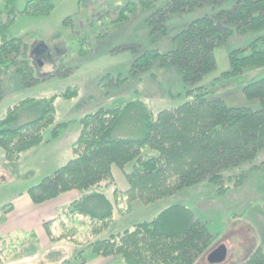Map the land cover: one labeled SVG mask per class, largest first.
<instances>
[{"label": "trees", "instance_id": "trees-1", "mask_svg": "<svg viewBox=\"0 0 264 264\" xmlns=\"http://www.w3.org/2000/svg\"><path fill=\"white\" fill-rule=\"evenodd\" d=\"M13 1L4 0L5 8ZM108 3L103 2L102 6L107 7V16L115 15L110 21L113 26L127 23L133 14L142 11L152 43L169 36L173 29L169 22L175 16L210 8L211 14L197 17L174 32L172 49L139 51L141 45L135 43L116 47L117 51L135 55L127 73L107 72L98 81L107 96L110 90L130 80H140L143 74L156 77L154 68L166 71L173 66L178 69L182 82L189 85L185 90L186 100L154 111L137 96L83 114L78 120V135L71 145L73 157L30 186L27 194L39 204L70 190L80 192L56 219L44 224L52 242L63 239L78 247L71 256L54 264H86L85 254L113 257L118 264H208V253L224 243L183 202H172L150 220L99 236L112 225L115 203L123 201L122 196L129 202L138 199L150 204L207 182L214 195L221 197L233 188L242 187L251 173L264 169V162L254 163L264 151V77L241 89L243 97L256 102L257 107L228 105L221 96H210L208 87L202 83L217 68L215 50L219 46L234 34L264 29V0H114L113 4ZM225 3L226 7H220ZM53 8L52 0H29L20 13L42 16ZM102 17L100 14L98 18ZM3 25L7 27L6 23ZM0 35V101L5 95L4 78L11 73L18 76L21 87H30L48 78L66 77L74 71L60 63L49 75L37 77L29 61L33 36L8 37L1 28ZM78 41V55L86 56L85 39ZM227 58L228 69L220 75L223 79L264 67V35L234 47ZM78 94L79 87L73 85L47 97L21 98L8 106L0 118V150L5 161H18L29 150L58 139L67 124L56 122V99L70 100ZM47 130L49 137L45 136ZM245 164L250 167L243 169ZM113 166L124 173L128 183L124 191L115 186ZM108 188L112 189L114 201L106 192ZM259 203L264 212V196ZM120 207L126 212L130 205L127 209ZM10 210L9 203L0 207V224ZM9 239L14 241L19 237ZM36 242L32 237L24 250L33 251ZM50 252L59 253L55 249ZM3 255L0 250V264L6 261ZM238 264H264V250L257 245Z\"/></svg>", "mask_w": 264, "mask_h": 264}, {"label": "rangeland", "instance_id": "rangeland-1", "mask_svg": "<svg viewBox=\"0 0 264 264\" xmlns=\"http://www.w3.org/2000/svg\"><path fill=\"white\" fill-rule=\"evenodd\" d=\"M27 1L29 0H14L11 6L5 8L4 0H0L2 31H5L8 37L27 34L33 36L30 41L29 61L37 77L49 75L59 67L60 63L74 68V71L66 77L48 78L30 87H21L15 73L6 76L5 95L0 101V118L8 106L21 98L47 97L73 85L79 87V94L70 100L56 99V122L67 124V128L61 131L58 139L26 152L20 158L19 164L6 161L4 169L0 164V206L7 204L12 196L37 184L43 177L73 157L71 145L78 135L80 128L78 120L83 114L99 106H110L114 102L126 101L137 96H140L154 111L186 100L185 90L189 85L182 82L178 69L173 66L166 71L154 68L156 77H150L148 73L143 74L140 80H130L121 87L110 90L111 93L107 96L98 86V81L107 72L114 75L127 73L135 55L131 52L117 51L116 47L135 43L141 45L139 51L143 48H157L160 51L172 49L175 46L171 39L174 32L184 28L191 20L210 13V8L205 7L182 17L175 16L169 22L170 27L173 28L169 36L152 43L142 11L133 14L127 23L113 26L114 23L110 21L115 15L107 16L105 12L107 7L102 4L103 2L113 4L114 0H52L54 8L50 13L42 16L20 13ZM226 6L225 3L220 7ZM100 14L103 15L102 18H98ZM10 18L13 20L10 21ZM3 23H6L7 27ZM231 27L234 28V25ZM260 35H264V29L243 35L234 34L227 43L215 50L217 68L202 82L208 87L210 96H221L228 105L258 106L256 102L246 100L241 89L245 84L264 77V67L249 69L241 75L227 79H223L220 75L228 69L227 53ZM79 39H85L86 56L78 55ZM217 77H220L219 80H214ZM136 89L138 93L135 92ZM45 136H50L48 130ZM2 157L0 150V163ZM263 162L264 151L258 155L254 163ZM249 167L250 164L242 166L243 169ZM129 169L130 165H127L126 170ZM112 172L115 186L122 191L126 190L128 183L123 171L113 166ZM213 191L212 186L203 182L185 188L172 197L150 204H144L138 199L129 202L122 196L123 201L115 203L112 225L99 237L130 228L136 222L150 220L164 207L179 201L190 206L197 218L205 221L208 229L217 235L218 241H222L227 246L226 259L217 264H238L257 245L264 250V212L259 203L264 196V169L251 173L242 187L233 188L224 196L217 197ZM106 192L114 201L112 189L108 188ZM128 205L130 207L126 212L119 209L120 206V208H128ZM24 238L13 241L4 237L0 240V250L3 251L6 260L2 264H21L19 261L26 259L31 261L26 264H54L78 250L77 246L68 243V248L55 249L59 251L57 254H51V250L44 254L39 250L41 253L34 258L21 259L19 254L27 251L24 250L27 244ZM84 252H87L86 247ZM85 255L89 261V255Z\"/></svg>", "mask_w": 264, "mask_h": 264}, {"label": "crops", "instance_id": "crops-1", "mask_svg": "<svg viewBox=\"0 0 264 264\" xmlns=\"http://www.w3.org/2000/svg\"><path fill=\"white\" fill-rule=\"evenodd\" d=\"M1 160L2 162L0 164L4 169L6 161L3 157ZM20 162V159L18 161H14L16 164H19ZM27 189L10 198L8 203L11 205V210L7 213L4 222L0 224V237L9 238L18 236L19 239L16 240L19 241L21 238H24L23 236H25L24 239L27 242L26 246L28 245L27 240L31 241L32 237L36 239V248L33 251H25L22 253L20 255L21 259L27 257L32 259L41 252H44L45 254V252L50 251L51 249L68 248V243L63 241V239L52 242L45 231L44 224L45 222L56 219L58 213L65 208L68 203L79 197L80 192L70 190L53 199L36 204L27 194ZM54 225H56V223H54ZM39 250H41V252H39ZM19 262L21 264H26L31 261L26 259ZM92 263L118 264L117 260L113 257H90L86 264Z\"/></svg>", "mask_w": 264, "mask_h": 264}, {"label": "water", "instance_id": "water-1", "mask_svg": "<svg viewBox=\"0 0 264 264\" xmlns=\"http://www.w3.org/2000/svg\"><path fill=\"white\" fill-rule=\"evenodd\" d=\"M227 246L225 244L218 245L210 253H208L206 260L210 264H217L224 261L227 257Z\"/></svg>", "mask_w": 264, "mask_h": 264}]
</instances>
